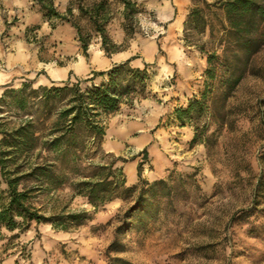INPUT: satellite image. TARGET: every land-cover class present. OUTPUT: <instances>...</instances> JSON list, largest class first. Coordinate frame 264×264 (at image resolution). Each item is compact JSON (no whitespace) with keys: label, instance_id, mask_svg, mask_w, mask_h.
Wrapping results in <instances>:
<instances>
[{"label":"rangeland","instance_id":"obj_1","mask_svg":"<svg viewBox=\"0 0 264 264\" xmlns=\"http://www.w3.org/2000/svg\"><path fill=\"white\" fill-rule=\"evenodd\" d=\"M4 1L2 48L11 54L24 47L28 54L8 82L13 87L21 78L33 77L50 81L48 86L66 81L90 86L105 79H85L105 70V56L111 61L127 55L143 60L148 78L143 88L137 84L136 92L126 95L117 111L102 115L106 134L100 144L90 140L82 150L72 148L62 157L41 146L58 134L52 122L66 105L61 92L47 100L35 82L21 93L4 94L0 130L10 132L32 120L39 135L38 146L15 159L6 154L11 147L0 146L8 166L16 161L27 170L35 162L54 164L58 183L36 191L34 204L46 215H86L68 228L32 222L23 232L4 230L0 264H125L120 259L130 264H264V37L247 59L239 50L244 72L234 70L236 45L223 28L218 0H131L139 11L129 18L120 0H108L106 30L116 45L108 54L77 7L79 2L90 6L99 0H52L61 13L72 6L73 15L68 16L91 35L86 50L70 21L43 14L40 22H30L18 9L22 4L9 9ZM30 1L43 13L40 0ZM194 10L198 15L190 18ZM223 46L233 60L227 66L216 60L210 77L208 55L221 54ZM4 54L0 68L8 65ZM56 69H66L67 78L58 80ZM203 94V107L192 110L189 120L179 121L174 109ZM15 95L24 98L23 107ZM111 161L125 185L139 184L141 178H168L172 171L171 194L155 199L157 210H148L140 220L123 216L134 197L115 198L95 209L74 185L99 178L108 172L99 166ZM0 187H6L1 176ZM115 238L121 249L108 251Z\"/></svg>","mask_w":264,"mask_h":264},{"label":"trees","instance_id":"obj_2","mask_svg":"<svg viewBox=\"0 0 264 264\" xmlns=\"http://www.w3.org/2000/svg\"><path fill=\"white\" fill-rule=\"evenodd\" d=\"M80 1V0H79ZM124 4V16L129 18L133 13L138 12L136 2L131 0H120ZM45 17H57L70 21L76 28L77 38L81 47L86 50L90 42V33H85L82 27L75 20H71L68 15L72 14V6L69 5L66 13L59 12L53 5L52 0H40ZM224 11L225 22L223 28L226 35L234 41L235 49L233 51L236 57L234 61V70L244 67L240 65L239 60L242 56L239 50L244 51L246 59L258 49V46L264 37V0H218ZM108 0L94 1L90 6L78 3L77 7L80 14L87 18L92 25V29L101 36L102 47L106 53L110 54L116 51V45L108 36L106 25L109 17L107 13ZM197 10L189 13L191 18L198 15ZM111 45V46H110ZM223 46L222 53H209L207 61V72L210 77H214V62L220 60L224 66L229 65L233 59H229L226 49ZM130 59L126 61L114 63L105 70L92 72L93 75L85 78L92 80L96 75H105V79L99 82H93L90 86L81 87L80 82L69 84L67 81L61 86L38 85L42 87L44 96L47 100L61 92L66 98V105L59 111L58 117L52 122L54 131L58 134L43 141L41 146L43 149H53L57 155L64 156L70 149H83L87 142L100 144L106 134L105 126L102 124V115H107L117 111L120 104L125 100L126 95L136 92L137 84L141 88L145 86L148 78L147 66L133 67L129 64ZM233 63V62H232ZM240 73V72H239ZM240 75L231 80L233 86ZM31 81H24L18 87H13L12 83L3 85L0 94V101L4 94L9 92L21 93L23 88L31 85ZM15 100L20 107L25 105L24 98L15 95ZM205 95L201 99H194L189 102L186 107H176L174 113L176 118L182 123L191 118V112L197 106L203 107ZM37 130L32 120H26L10 132L0 130L2 134L0 138V146H9L10 150L6 154L13 155L15 159L21 153H28L38 146ZM75 138L79 139L75 140ZM143 149V155L147 152ZM121 158V157H120ZM119 158V159H120ZM3 152H0V176L1 180L6 184L5 188L0 187V240L4 237V230L9 232H23L28 229L32 222H48L54 227L68 228L69 223L75 222L86 213H68L66 215L50 214L46 215L40 207L34 204L35 192L48 185H56L58 182L53 176L54 164L47 162L31 163L29 168L25 170L23 164L14 162L13 167H9ZM124 160L123 158H121ZM114 161L109 162L106 166H99L101 170L107 169L108 172H102L97 179H82L74 185L76 193L84 196L87 201L94 206L95 209L105 203L115 199L133 198L131 204L125 211V218L141 219L142 216L155 208V199L168 196L171 194L168 178L171 176L170 171L168 178L160 177L151 181L141 178L139 184L125 185V180L121 178V174H116L112 166ZM142 163H138V175L141 172ZM33 182V184H30ZM61 181H59L60 183ZM121 227L118 226V230ZM118 240L113 239L107 246L108 251H118ZM120 258L115 257L114 260ZM125 264L130 262L120 259Z\"/></svg>","mask_w":264,"mask_h":264},{"label":"crops","instance_id":"obj_3","mask_svg":"<svg viewBox=\"0 0 264 264\" xmlns=\"http://www.w3.org/2000/svg\"><path fill=\"white\" fill-rule=\"evenodd\" d=\"M7 5V8L12 9V8H17V6L14 5H23L21 7H19L18 9L25 12L26 13V17L30 22H40L44 16L43 13L39 10L38 6L36 4H33L30 0H5L4 1ZM173 14V13H172ZM170 14L168 13V16ZM1 18V17H0ZM2 19V18H1ZM2 27V23L0 20V30ZM5 53V54H4ZM2 54H4V57L6 59V62L8 63V65L6 64V68H0V87L3 86L4 84L11 82L12 80H14V75L17 72L16 68L17 66H19V62L22 63L23 59L27 58V51L24 50V47L21 48V50L19 52H13L11 54L6 53L4 51V49L2 48V45L0 43V59L4 60ZM118 53H115V55H118ZM127 59H130L129 64L130 66L133 67H142L143 64V60L134 57V58H130L129 55L127 56H117L116 58L109 60L108 57H103V60L105 61V64L102 66V69H107L109 67H111L114 64V61H126ZM54 73H58L60 76L57 78L58 80H62V79H66L67 78V70L66 69H56L54 70ZM54 80V78H53ZM56 80V79H55ZM24 81H31L32 83H37L38 85H48L50 83V81H46L43 78L38 79L36 78H21V80L19 81L18 86H20L22 84V82ZM155 179V178H154Z\"/></svg>","mask_w":264,"mask_h":264}]
</instances>
